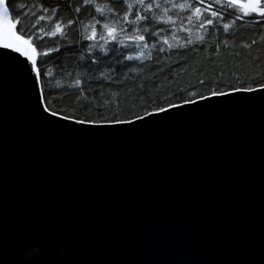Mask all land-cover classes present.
Returning a JSON list of instances; mask_svg holds the SVG:
<instances>
[{"label": "water", "instance_id": "1", "mask_svg": "<svg viewBox=\"0 0 264 264\" xmlns=\"http://www.w3.org/2000/svg\"><path fill=\"white\" fill-rule=\"evenodd\" d=\"M34 99L0 83V264H264V105L80 139Z\"/></svg>", "mask_w": 264, "mask_h": 264}, {"label": "snow or ice", "instance_id": "2", "mask_svg": "<svg viewBox=\"0 0 264 264\" xmlns=\"http://www.w3.org/2000/svg\"><path fill=\"white\" fill-rule=\"evenodd\" d=\"M103 3L108 5V13L116 16V19L108 20L101 6ZM28 4L39 11H32ZM153 9L159 10L160 4L146 0H67L62 7L61 3L46 4L44 0H0V83L11 81L21 86L25 95L35 98L34 106L26 111L30 121L59 126L61 134H87L79 136L80 139L117 138L120 134L142 129L172 114L195 111L208 105L237 108L257 102L264 105V80L258 78L259 73L243 80L237 77L234 82L224 83L221 80L203 93L192 91L183 98L177 96L175 103L162 98V106L156 105L150 110L145 107L141 110L142 114L123 112L120 108L108 111L105 107L107 101L96 103V99L105 93L102 84L96 88L88 85V81L94 77L86 70H67L61 66L63 76L67 77L65 87L59 83L55 89L50 87L53 72L45 64L53 59V54L59 57L61 40L74 46L81 41H89L86 47L82 46L83 53L90 54L88 57L79 50L72 55L78 59H88V67H99L101 59H107L101 54L108 52L109 42H112V47L119 44L127 50L124 60L143 62L153 59L152 49L157 50V55L164 51L160 42L156 41L157 34L168 48H188L194 43H202L205 37L199 33L204 32L213 37L214 47L219 48V44L215 43L216 35L221 31L229 33L234 25L246 18L259 17L258 23L264 25V0H187L166 6L160 15H155ZM170 9L179 11L177 18L181 19V30L187 36L178 45L169 43L163 35V28L157 26L154 31L149 30V26L156 23L175 28V19L168 15ZM30 11L33 21L38 20L45 25L41 29L37 24H32L31 34L23 23ZM149 13L153 14L150 16ZM85 18L88 22H85ZM193 18L197 21L195 39L190 31ZM142 23L149 26L141 27ZM184 24L189 26L185 27ZM144 33H148L154 43L150 45ZM70 36L72 40H69ZM77 36L79 39H76ZM173 38L180 39L178 34ZM49 42L54 46H47ZM156 63H159L158 58ZM130 70L137 69L133 67ZM124 75L127 76V72ZM101 78L109 81L110 85L121 83L119 80L113 81L104 71H99L95 79ZM199 83L203 84L204 81Z\"/></svg>", "mask_w": 264, "mask_h": 264}, {"label": "trees", "instance_id": "3", "mask_svg": "<svg viewBox=\"0 0 264 264\" xmlns=\"http://www.w3.org/2000/svg\"><path fill=\"white\" fill-rule=\"evenodd\" d=\"M44 2L46 4L61 3L63 7L67 0H44ZM146 2L159 3L160 9H153V13L160 15L166 6H170L172 3L187 2V0H146ZM101 6L104 7V15L108 20L117 18L108 13L106 3ZM28 8L32 11H39L38 8L33 9L32 4H28ZM153 13H149V15L151 16ZM168 15L175 19V28L159 23L152 26L142 23L141 27L149 26L150 31H154L157 26L161 27L164 29L163 35L168 38L169 43L181 44L187 36L181 30V19L177 18L180 13L178 10L170 9ZM258 21L259 17L246 18L234 25L229 33L221 31L215 37V43L219 44V48L214 47L213 37L204 32L199 33L205 37L204 41L194 43L188 48H168L160 39V34H157L156 41L160 42L164 51L157 55V50L152 49L153 59L151 61L124 60L123 56L127 55V50L119 44L112 47V42H109L108 52L101 54V57H107V59L102 58L99 67H88L90 63L88 59H78L72 55L77 50L83 53V47H86L90 43L89 41H81L80 44L74 46L72 43L61 40L62 49L59 57L57 58L53 54V59L45 64V67L53 72L50 87L55 89L57 83L61 87H65L64 80L67 77L63 76L60 70L61 66L67 70H86L94 77L93 80L88 81V85L96 88L97 85L102 84V90L105 93L103 97L96 99V103L101 104L107 101L105 107L108 111L120 108L123 112L135 111L137 114H142L141 110L145 107L150 110L153 106H162L164 102L162 98L175 103L177 96L183 98L192 91L203 93L206 89H211L213 83H219L221 80L224 83L234 82L237 77L243 80L255 77L257 73L260 74L258 78L264 80V25H260ZM85 22H88L86 18ZM23 23L29 29V34H31V27L34 23L41 29L45 27L41 21L31 19V11ZM196 25L197 21L193 18L190 28L193 39L197 34L194 31ZM184 26L188 27L189 25L184 24ZM177 34L180 37L178 40L173 38ZM144 35L150 45L154 43L148 33H144ZM72 39L70 36L69 40ZM76 39L79 37L77 36ZM47 46L54 45L49 42ZM94 51L98 52L99 50L95 49ZM83 55L88 57L90 54L83 53ZM157 58L159 59L158 64L156 63ZM133 67L137 70L131 71L130 69ZM99 71H104L106 75L112 77L113 81L119 80L121 83L110 85L109 81H104L102 78L95 79L98 77ZM125 72H127V76L124 75ZM200 81H204V83L201 84ZM63 103L67 104L68 101H63ZM95 114L93 111V115Z\"/></svg>", "mask_w": 264, "mask_h": 264}]
</instances>
